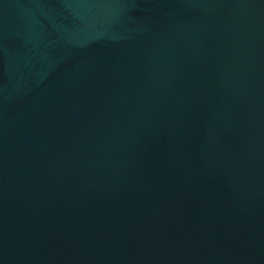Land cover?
<instances>
[{
    "label": "water",
    "instance_id": "water-1",
    "mask_svg": "<svg viewBox=\"0 0 264 264\" xmlns=\"http://www.w3.org/2000/svg\"><path fill=\"white\" fill-rule=\"evenodd\" d=\"M0 264H264V0H0Z\"/></svg>",
    "mask_w": 264,
    "mask_h": 264
}]
</instances>
